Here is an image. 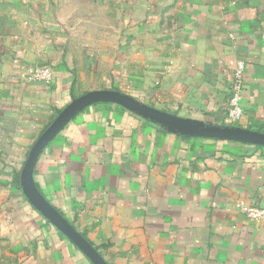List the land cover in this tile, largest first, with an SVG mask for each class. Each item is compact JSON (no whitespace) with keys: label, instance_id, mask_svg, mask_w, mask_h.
Listing matches in <instances>:
<instances>
[{"label":"crops","instance_id":"0c3cea01","mask_svg":"<svg viewBox=\"0 0 264 264\" xmlns=\"http://www.w3.org/2000/svg\"><path fill=\"white\" fill-rule=\"evenodd\" d=\"M245 65L242 115L226 102ZM49 82L28 79L36 67ZM264 133V0H0V264H92L25 198L28 152L86 93ZM106 264H264V148L182 137L110 103L79 112L33 170Z\"/></svg>","mask_w":264,"mask_h":264},{"label":"water","instance_id":"95a60500","mask_svg":"<svg viewBox=\"0 0 264 264\" xmlns=\"http://www.w3.org/2000/svg\"><path fill=\"white\" fill-rule=\"evenodd\" d=\"M98 103L118 105L182 137L228 141L264 148V133L229 126L192 123L143 104L117 91L86 93L73 99L56 116L29 150L20 175V186L25 198L33 208L69 240L92 264L106 263L84 237L41 196L33 184L32 175L41 153L59 132L83 109Z\"/></svg>","mask_w":264,"mask_h":264},{"label":"built area","instance_id":"2783aa9c","mask_svg":"<svg viewBox=\"0 0 264 264\" xmlns=\"http://www.w3.org/2000/svg\"><path fill=\"white\" fill-rule=\"evenodd\" d=\"M245 65L242 61H237L232 71L229 94L226 102L227 119L233 123L242 115L241 93L243 86V75ZM28 79L37 82H49L51 79V70L48 67H36L29 70ZM243 215L252 220L264 223V208L257 206H247L241 209Z\"/></svg>","mask_w":264,"mask_h":264}]
</instances>
